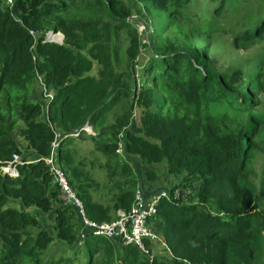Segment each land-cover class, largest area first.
<instances>
[{
	"label": "trees",
	"instance_id": "obj_1",
	"mask_svg": "<svg viewBox=\"0 0 264 264\" xmlns=\"http://www.w3.org/2000/svg\"><path fill=\"white\" fill-rule=\"evenodd\" d=\"M208 3L213 15L190 10ZM50 31L61 45L45 42ZM221 32L263 49L264 0H0V166L28 162L15 178L0 170V264H149L135 246L83 238L43 160L56 132L86 124L123 179L113 204L97 201L76 138L61 142L58 163L91 220L129 211L138 189L163 190L164 165L181 197L149 222L169 258L152 264H264V52L248 71L218 68Z\"/></svg>",
	"mask_w": 264,
	"mask_h": 264
},
{
	"label": "built area",
	"instance_id": "obj_2",
	"mask_svg": "<svg viewBox=\"0 0 264 264\" xmlns=\"http://www.w3.org/2000/svg\"><path fill=\"white\" fill-rule=\"evenodd\" d=\"M15 4V0H7V5L12 9ZM34 35L33 31H30ZM63 35L60 33H54L52 31L45 35V42L50 43H63ZM46 98H52L51 94H46ZM92 135L93 131L89 124H86L81 129L75 130L73 133L64 135L56 132L55 139L51 144L50 155L44 158V162L49 167V171L53 176L55 184L60 191V197L66 204H70L75 208L80 216V222L83 228L82 237H85L86 232L91 233L96 237H102L111 240H119L125 246H135L143 254L146 255L150 264L154 261V256L149 253L145 246V240H157L158 237L151 230L149 226L150 220L157 215L159 207L163 201L174 202L180 200V190L176 189L173 192L160 190L155 192L149 198L146 197L144 192L137 190L132 207L129 211L120 210L117 213V218L112 222L98 223L91 220L84 208L81 199L77 196L76 192L70 185L66 174L58 163V150L61 142L67 138H79L81 133ZM122 146L120 145L118 153H122ZM28 162L23 161L22 157L18 154H14L11 161L6 164H1L0 170L3 175L10 177H18L20 165H25ZM188 192V191H187Z\"/></svg>",
	"mask_w": 264,
	"mask_h": 264
},
{
	"label": "rangeland",
	"instance_id": "obj_3",
	"mask_svg": "<svg viewBox=\"0 0 264 264\" xmlns=\"http://www.w3.org/2000/svg\"><path fill=\"white\" fill-rule=\"evenodd\" d=\"M200 4H202V1H199ZM216 5V4H215ZM206 7H208V12H206L202 7H194L193 9H190L192 12H201L202 14H209V15H213L214 10H215V6L212 3H208L207 5H205ZM216 21H220L218 20L219 18L215 17ZM140 26V30H144V25L143 24H139ZM222 34L220 35V39L219 41L214 45L215 49H216V57H217V62H218V68L221 67H228L232 64H241L246 71H248V66L247 63L245 62L247 59L251 58L253 59L254 56L256 55V53L259 52H264L262 50L263 49L256 45L255 47L249 48V49H244V48H234V46L231 44L230 39H229V34H225L223 32H221ZM61 34V33H60ZM63 35V34H61ZM64 36V35H63ZM123 41H124V46H127L128 40L125 36V34L122 35ZM57 44H62V42H59ZM264 44V43H262ZM94 74L96 72V68L94 69ZM257 100H259L260 102V108L262 109V112H264V90L260 91V94L257 97ZM139 111L137 110L135 112V117L137 120H139ZM112 120V117H110L108 119V122ZM99 132H97V134L106 131V125L105 123L99 127V129L97 130ZM104 134V133H103ZM101 134V135H103ZM99 135V136H101ZM92 137H95L93 139H91L88 135L85 136L83 142H80V140H77L76 145L78 146V149L80 150V157H82L83 161L86 164H89L88 166H86L88 169H90L92 171V174L94 176V182H93V186L95 187L93 189V195L94 197L106 204V205H110L113 204V199L114 197L118 194V190L119 188L122 186V180H121V176L118 174H113L114 171H116L117 169L111 165V163H109L101 153L100 151L102 150V148L100 147V145H102L99 142V138L96 135H93ZM262 141V140H261ZM23 143H25V141L22 140ZM264 143V142H263ZM26 144V143H25ZM118 153V152H117ZM120 154V160H122V153H118ZM87 159V161L85 160ZM137 166V168H139V170L144 169V167H141V163L139 161V159L134 160ZM257 165L258 167H260V165L262 163H264V147L263 148H259V155L257 158ZM91 162H94L95 165H93L92 167L90 165ZM159 173H160V178L161 180L158 183L162 184L163 190L169 192L170 188H171V183L167 180H170L168 178V175L166 174L165 171V166L161 165L158 167ZM118 171H120L118 169ZM171 181H173V179H171ZM175 182V181H174ZM159 185V184H158ZM189 192V191H188ZM187 192V193H188ZM188 202V200H186ZM190 201V200H189ZM159 243V245L161 244L160 241L157 239L153 242V244L156 246ZM160 251V250H159ZM158 251V252H159ZM59 255L61 253H58ZM162 254V253H161ZM70 254H68L69 256ZM162 256H164V254H162Z\"/></svg>",
	"mask_w": 264,
	"mask_h": 264
},
{
	"label": "crops",
	"instance_id": "obj_4",
	"mask_svg": "<svg viewBox=\"0 0 264 264\" xmlns=\"http://www.w3.org/2000/svg\"><path fill=\"white\" fill-rule=\"evenodd\" d=\"M91 128H92V131H93V134L91 135V136H93V135H96V132L94 131V129H93V127L91 126ZM87 135H89V134H87ZM78 139H80V137L79 138H76V142H77V140ZM84 139V138H83ZM91 164H92V162H91ZM85 165L86 166H88L89 164H86L85 163ZM95 165V164H94ZM90 166H93V164L92 165H90ZM138 190H141V189H138ZM157 189H154V190H141L142 192H144V194L146 195V197H150L153 193H155V191H156ZM121 191V189H119L118 190V194H119V192ZM117 194V195H118ZM116 195V196H117ZM94 196V195H93ZM115 196V197H116ZM115 197H114V199H115ZM95 198V197H94ZM96 199V198H95ZM114 199H113V201H114ZM97 200V199H96ZM82 201V200H81ZM98 201V200H97ZM82 203H83V201H82ZM65 205L66 206H71V207H73L72 205H70V204H66V202H65ZM83 205H84V203H83ZM106 205V204H105ZM84 208H85V205H84ZM85 211H86V208H85ZM118 211H120V210H118ZM86 213H87V211H86ZM78 214V213H77ZM78 217H79V220H80V216L78 215ZM116 218H117V215H116ZM115 218V219H116ZM81 229H82V227H81ZM83 231V230H82ZM82 231H80V233H82ZM111 240V239H110ZM116 241L121 245V247H129V246H125L121 241H119V240H117L116 239ZM160 241V240H159ZM160 250V251H159ZM159 251V252H158ZM141 252V251H140ZM142 253V252H141ZM158 253V254H157ZM157 255H154V254H152L153 256H154V258H156V256L158 257V256H161L162 257V259L163 258H168L167 256H166V254H165V251L163 250V245L162 244H160L159 245V243L157 244ZM164 254V256H162V254ZM143 254V253H142ZM144 256H145V258H147L146 257V255L144 254ZM169 259V258H168ZM148 260V259H147ZM148 263H149V261H148ZM150 264V263H149Z\"/></svg>",
	"mask_w": 264,
	"mask_h": 264
},
{
	"label": "clouds",
	"instance_id": "obj_5",
	"mask_svg": "<svg viewBox=\"0 0 264 264\" xmlns=\"http://www.w3.org/2000/svg\"><path fill=\"white\" fill-rule=\"evenodd\" d=\"M55 33V32H54ZM62 34V33H61ZM63 38H64V36H63ZM64 41V40H63Z\"/></svg>",
	"mask_w": 264,
	"mask_h": 264
},
{
	"label": "water",
	"instance_id": "obj_6",
	"mask_svg": "<svg viewBox=\"0 0 264 264\" xmlns=\"http://www.w3.org/2000/svg\"><path fill=\"white\" fill-rule=\"evenodd\" d=\"M65 38V37H64Z\"/></svg>",
	"mask_w": 264,
	"mask_h": 264
}]
</instances>
